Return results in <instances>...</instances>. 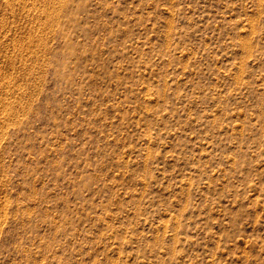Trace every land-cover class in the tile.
<instances>
[{"label":"rangeland","instance_id":"rangeland-1","mask_svg":"<svg viewBox=\"0 0 264 264\" xmlns=\"http://www.w3.org/2000/svg\"><path fill=\"white\" fill-rule=\"evenodd\" d=\"M0 264H264V0H0Z\"/></svg>","mask_w":264,"mask_h":264}]
</instances>
